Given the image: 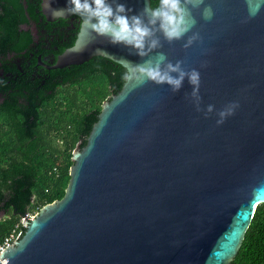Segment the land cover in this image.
<instances>
[{"label": "water", "instance_id": "water-1", "mask_svg": "<svg viewBox=\"0 0 264 264\" xmlns=\"http://www.w3.org/2000/svg\"><path fill=\"white\" fill-rule=\"evenodd\" d=\"M120 2L136 14L147 0ZM49 3L59 10L68 0ZM205 5L211 20L193 13L203 42L186 50L184 40L164 43L160 51L200 71L202 108L238 101L235 114L219 127L215 113L205 119L185 99L187 79L176 94L124 79L73 150L62 198L24 220L2 264H229L235 257L264 204V0ZM0 14L10 35L0 89L24 103L96 59L124 75L123 60L142 62L96 38L79 16L54 15L46 0H0Z\"/></svg>", "mask_w": 264, "mask_h": 264}, {"label": "trees", "instance_id": "trees-1", "mask_svg": "<svg viewBox=\"0 0 264 264\" xmlns=\"http://www.w3.org/2000/svg\"><path fill=\"white\" fill-rule=\"evenodd\" d=\"M10 35L0 14V63ZM124 81L119 66L96 59L24 103L0 89V240L24 215L60 200L74 149L85 143L103 101ZM229 264H264V204L254 209Z\"/></svg>", "mask_w": 264, "mask_h": 264}, {"label": "clouds", "instance_id": "clouds-1", "mask_svg": "<svg viewBox=\"0 0 264 264\" xmlns=\"http://www.w3.org/2000/svg\"><path fill=\"white\" fill-rule=\"evenodd\" d=\"M46 3L54 15L79 16L83 26L96 38L111 45H122L129 49V55L140 57L142 62L137 64L123 60L127 69L124 79L135 81L136 86L166 85L176 94L187 79L191 92L185 94V99L197 113L202 112L205 119L215 113L217 127L239 108L238 101L229 102L219 110L213 104L202 108L200 71L188 68L183 60L173 63L160 51L164 43L171 45L184 40L182 48L186 50L203 42L200 32L193 31L197 23L193 13L199 11L205 21L212 19L214 11L210 5H205V0H158L155 4L147 0L136 14L120 0H68L67 6L59 10H52L49 0ZM206 66V63L201 64V68Z\"/></svg>", "mask_w": 264, "mask_h": 264}, {"label": "built area", "instance_id": "built-area-1", "mask_svg": "<svg viewBox=\"0 0 264 264\" xmlns=\"http://www.w3.org/2000/svg\"><path fill=\"white\" fill-rule=\"evenodd\" d=\"M33 217V215H24L19 222V225L23 226L24 220H29ZM21 231L18 230V226L16 225L12 230H10V232L4 236L1 240H0V253L5 250L6 248L10 247L13 245V243L15 242L16 238L18 237L19 233ZM0 264L1 261H0Z\"/></svg>", "mask_w": 264, "mask_h": 264}, {"label": "flooded vegetation", "instance_id": "flooded-vegetation-1", "mask_svg": "<svg viewBox=\"0 0 264 264\" xmlns=\"http://www.w3.org/2000/svg\"><path fill=\"white\" fill-rule=\"evenodd\" d=\"M2 69V65H1V63H0V70Z\"/></svg>", "mask_w": 264, "mask_h": 264}]
</instances>
